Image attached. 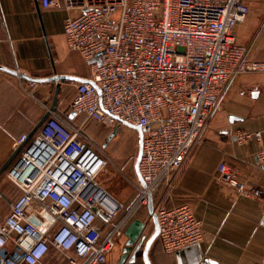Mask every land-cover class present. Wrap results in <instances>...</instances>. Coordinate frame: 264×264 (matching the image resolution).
Here are the masks:
<instances>
[{
	"label": "built area",
	"instance_id": "built-area-1",
	"mask_svg": "<svg viewBox=\"0 0 264 264\" xmlns=\"http://www.w3.org/2000/svg\"><path fill=\"white\" fill-rule=\"evenodd\" d=\"M36 1L68 12L66 44L89 62L91 76L71 80L70 108L82 123L47 107L37 133L17 140L16 150L28 143L7 172L20 196L0 223V264H45L52 248L69 264H109L117 241L145 215H155L166 253L201 244L204 225L192 207L167 203L232 81L264 75V60L252 58L237 35L250 13L247 1ZM88 121L142 129L139 180L114 165L131 189L121 198L101 181L113 160L86 132ZM234 137L246 143L262 134L237 130ZM256 157L264 165V146ZM218 172L244 190L239 169L221 163Z\"/></svg>",
	"mask_w": 264,
	"mask_h": 264
},
{
	"label": "crops",
	"instance_id": "crops-1",
	"mask_svg": "<svg viewBox=\"0 0 264 264\" xmlns=\"http://www.w3.org/2000/svg\"><path fill=\"white\" fill-rule=\"evenodd\" d=\"M246 1L249 5L257 0ZM67 14L64 9L44 8L36 0H0V223L9 214L1 209L7 197L20 196V189L7 178L28 143L16 150L17 140L37 133L47 107H54L62 118L75 124L85 119L80 115L71 118L72 100L67 92L76 93L71 80L54 79L91 76L89 62L66 44L63 31ZM256 25L254 19L241 23L239 39L247 44L252 58L264 60V28L257 31ZM237 130L260 131L262 137L238 143L234 137ZM86 132L92 136L87 128ZM263 146L264 75L246 73L229 85L220 108L178 172L174 194L167 203L168 207L190 205L203 221L205 240L168 254L156 238L148 250L151 264H264V165L256 157ZM221 163L239 169L243 191L220 175ZM148 211L152 214L150 206ZM137 220L147 223V216ZM153 227L155 231V222ZM143 251L131 264H146ZM123 253L121 249L120 259ZM44 263L69 261L52 248Z\"/></svg>",
	"mask_w": 264,
	"mask_h": 264
},
{
	"label": "rangeland",
	"instance_id": "rangeland-1",
	"mask_svg": "<svg viewBox=\"0 0 264 264\" xmlns=\"http://www.w3.org/2000/svg\"><path fill=\"white\" fill-rule=\"evenodd\" d=\"M249 5H250V13L247 19L242 23L246 24L249 20L254 19L257 22L255 30L257 31L262 30L264 28L263 26L264 25V0H257L253 2L252 4L249 3ZM238 29L239 28H237V35H238V38H240L238 34ZM71 91L74 92L73 88L71 89ZM70 94L71 92H67L69 99L72 100L74 93H72L71 96ZM209 121L207 125L205 126L203 132L208 126ZM120 125L121 126L110 127V126H105L103 124L97 123L95 121H88V123H86V128L88 132L95 139L99 141L101 140V144L106 141L107 137L110 135V133L114 129H116L117 127H120L117 131L116 136L113 139H111V141L104 148L106 153L110 157L112 156L111 158L113 160V165H110L108 171L101 177V181L105 184V186L111 192L115 193L119 198H121L122 194H128L131 191V189L130 187L127 186L126 181L123 180L122 175L116 171L114 165L119 166L132 179L139 180L138 170L136 169V161H137V157H138V153L140 149V136H139L138 131L124 124H120ZM4 178H6V174L5 176L3 175V179ZM7 198H8L7 202H4L5 204H3L1 208L3 210H6L5 212L6 214L8 213V211H10L9 210L10 204L14 202L16 197L13 198L11 195V196H8ZM146 222L148 223V225L145 229L144 234L147 237L148 236L150 237L152 233L154 232V227H153L154 222H153V219L150 218V216L147 217ZM120 254H121V249H116L113 255L109 258L110 263L116 264L117 262L118 264L119 262L118 260H120V257H119Z\"/></svg>",
	"mask_w": 264,
	"mask_h": 264
},
{
	"label": "water",
	"instance_id": "water-1",
	"mask_svg": "<svg viewBox=\"0 0 264 264\" xmlns=\"http://www.w3.org/2000/svg\"><path fill=\"white\" fill-rule=\"evenodd\" d=\"M3 68V67H1ZM5 69V68H3ZM5 70H9V69H5ZM14 72L15 74H19L17 71H11ZM20 76H23L25 78H29L26 77L23 74H20ZM66 79V80H74V81H79V82H90L89 79H84V78H78V77H54V79L56 80H60V79ZM31 80H38V79H33V78H29ZM75 113L72 112L71 113V118L75 117ZM44 120V119H43ZM43 120L41 121V123L43 122ZM40 123V124H41ZM129 127L135 128L138 130L139 136H140V143H141V137H142V129L140 127H134L130 124H128ZM119 127H117L116 129H114L110 135L108 136L107 140L103 143V148H105L108 144V142L117 134ZM142 156V152H141V144H140V149H139V153H138V157H137V161H136V169L138 170V163L141 159ZM140 178V177H139ZM150 212L153 213V209H152V202L150 200ZM154 222H155V231L154 233L148 238L147 240V236L145 234L141 235L143 228H144V223L140 220H134L130 226L127 228L126 230V236L128 237L127 243H126V249H124V253L119 261V264H131L136 260L137 254L138 252H140L141 249L144 248L143 251V256L145 259L146 264H151L150 260L148 258V250L151 246V244L153 243V241L157 238L158 236V224L156 221V217L154 215ZM147 240V241H146ZM131 253V254H130ZM130 254V255H129Z\"/></svg>",
	"mask_w": 264,
	"mask_h": 264
},
{
	"label": "flooded vegetation",
	"instance_id": "flooded-vegetation-1",
	"mask_svg": "<svg viewBox=\"0 0 264 264\" xmlns=\"http://www.w3.org/2000/svg\"><path fill=\"white\" fill-rule=\"evenodd\" d=\"M127 237L126 235L124 237H122L121 239H119L116 243V246L114 249H126V243H127Z\"/></svg>",
	"mask_w": 264,
	"mask_h": 264
},
{
	"label": "trees",
	"instance_id": "trees-1",
	"mask_svg": "<svg viewBox=\"0 0 264 264\" xmlns=\"http://www.w3.org/2000/svg\"><path fill=\"white\" fill-rule=\"evenodd\" d=\"M120 128V127H119Z\"/></svg>",
	"mask_w": 264,
	"mask_h": 264
}]
</instances>
